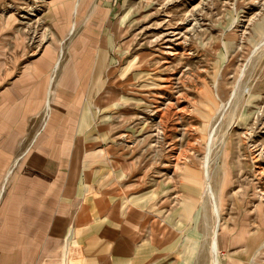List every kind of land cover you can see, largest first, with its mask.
<instances>
[{
    "label": "rangeland",
    "instance_id": "rangeland-1",
    "mask_svg": "<svg viewBox=\"0 0 264 264\" xmlns=\"http://www.w3.org/2000/svg\"><path fill=\"white\" fill-rule=\"evenodd\" d=\"M17 1H0V12L16 17L32 59L53 39L45 19L50 0L43 19L31 25L19 18ZM100 5L109 12L100 19L103 48L93 68L99 80L92 82L87 105L108 117L116 141L139 156L137 174L146 173L147 194L155 199L163 194L164 214L174 224L172 229L164 223V234L179 235L167 244L176 247L180 262L188 258L184 264H216L217 217L204 178L208 154L221 214L225 205L218 241L228 245L217 252L219 264L242 250L231 239L243 220L249 230L260 228L261 253L264 160H257L255 148L264 147V0H100ZM71 37L62 41L60 67ZM14 164L8 180L0 181V198ZM228 176L224 193L221 184ZM261 255L258 264H264ZM254 257L245 264H255Z\"/></svg>",
    "mask_w": 264,
    "mask_h": 264
},
{
    "label": "crops",
    "instance_id": "crops-1",
    "mask_svg": "<svg viewBox=\"0 0 264 264\" xmlns=\"http://www.w3.org/2000/svg\"><path fill=\"white\" fill-rule=\"evenodd\" d=\"M99 2L50 0L45 19L53 39L32 59L16 17L0 12V181L15 162L0 198V264L188 260L180 262L176 247L167 244L179 235L165 236L164 223L172 229L174 224L164 214L163 194H147L146 173L137 174L139 156L116 141L108 117L87 105L92 82L99 80L93 68L103 48L100 19L109 12L100 11ZM71 34L60 67L59 50ZM229 179L223 178L224 193ZM248 225L237 223L231 242L243 251L227 264H245L250 255L258 264L264 255L260 228Z\"/></svg>",
    "mask_w": 264,
    "mask_h": 264
},
{
    "label": "bare ground",
    "instance_id": "bare-ground-1",
    "mask_svg": "<svg viewBox=\"0 0 264 264\" xmlns=\"http://www.w3.org/2000/svg\"><path fill=\"white\" fill-rule=\"evenodd\" d=\"M194 18V17H193ZM191 20V19H190ZM193 24V23H192ZM195 24V23H194ZM195 29V28H194ZM247 32V31H246ZM260 44V43H259ZM238 81V80H237ZM236 81V82H237ZM235 85V84H234ZM237 85L236 87L234 86V90L232 91V94L230 96V98L228 99L227 102H229L237 93ZM232 101V100H231ZM228 104H225L223 105V107L220 109V115L218 116V121L220 120V118H222V116L224 115V112H225V109H226V106ZM219 113V112H218ZM216 122V121H215ZM215 130H216V125L212 126V129H211V138H210V141H209V144L211 143V140L213 139V134H215ZM250 132V131H249ZM251 135V134H250ZM210 136V135H209ZM249 136V135H248ZM252 136V135H251ZM256 153H255V156L257 158V160H264V147L263 146H259V147H256ZM262 172H264V166H263V170ZM260 173V172H259ZM204 178H205V191H206V194H209L211 199H212V202H213V206H214V211L216 213V217H217V222H216V225H215V228H214V235H213V239H214V244H213V247H214V253H215V263L216 264H219L218 262V259H217V252L220 248V245H219V241H218V234H219V229H220V214H221V208L220 206L218 205V201H217V198H216V194H215V190L213 188V185H212V181H211V164H210V160L208 158V154H207V158H206V161L204 163Z\"/></svg>",
    "mask_w": 264,
    "mask_h": 264
},
{
    "label": "built area",
    "instance_id": "built-area-1",
    "mask_svg": "<svg viewBox=\"0 0 264 264\" xmlns=\"http://www.w3.org/2000/svg\"><path fill=\"white\" fill-rule=\"evenodd\" d=\"M44 2L45 0H19L17 1L18 6L14 7V9L19 14L18 16L20 19L29 21L27 23L31 25L35 23L37 19H43L41 12L45 10L46 4L44 5ZM42 41H44V39H42Z\"/></svg>",
    "mask_w": 264,
    "mask_h": 264
}]
</instances>
